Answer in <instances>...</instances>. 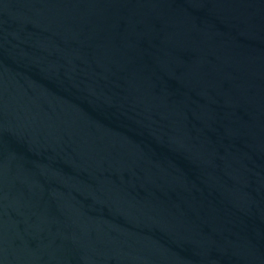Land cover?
I'll use <instances>...</instances> for the list:
<instances>
[{
	"label": "water",
	"instance_id": "water-1",
	"mask_svg": "<svg viewBox=\"0 0 264 264\" xmlns=\"http://www.w3.org/2000/svg\"><path fill=\"white\" fill-rule=\"evenodd\" d=\"M0 264H264V0H0Z\"/></svg>",
	"mask_w": 264,
	"mask_h": 264
}]
</instances>
